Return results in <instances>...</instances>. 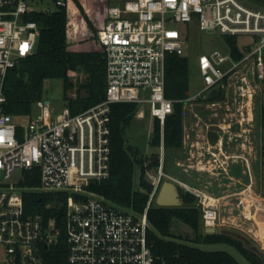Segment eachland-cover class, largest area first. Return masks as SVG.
<instances>
[{
	"label": "built area",
	"instance_id": "obj_1",
	"mask_svg": "<svg viewBox=\"0 0 264 264\" xmlns=\"http://www.w3.org/2000/svg\"><path fill=\"white\" fill-rule=\"evenodd\" d=\"M36 1L0 0V264L17 261L44 264L43 247L53 246L59 240L60 230L54 219L46 222L42 214H26L24 196L29 191L70 195L66 223L68 264H154L148 240V210L165 179L196 197V207L202 211L206 230L219 226L220 211L231 194L216 195L165 170L163 126L176 102L165 95L166 59L169 54L186 55L187 40L193 28L250 38L239 47L243 51L239 59L233 56L232 50L201 54L198 57L201 88L183 100V145L191 152H198V162L205 169L210 166L227 172L224 165L235 162L238 156L224 155L223 147L234 148L238 144L235 127L241 129L246 123V131H249L251 122L255 118L257 121L255 101L258 106H264V8L242 0L107 3V19L97 35L98 44L105 49V99L78 114H72L66 107L55 120L51 118L55 112L52 108L47 115L30 117L27 124L21 125L7 111L5 83L9 71L36 51L41 27L29 18L40 12L34 6ZM53 1L57 8L70 10L73 5L72 0ZM226 79L238 82L246 111L239 110L240 118L234 121V118H223L234 115L233 112L215 109L211 120L217 116L215 125L222 129L215 143L207 141L198 129H192L197 131L192 136L185 123L186 106L208 100L214 91L223 88ZM37 103L43 108L51 105L49 101ZM116 103H134L138 107L137 117L149 115L153 122L159 119L162 125L159 161L155 164L157 173L147 169L149 162L141 165L152 185L142 213L120 207L90 189L110 175L111 108ZM194 115L199 124L200 115ZM261 141L264 150V130ZM239 144L249 152L248 139H242ZM212 147L216 151L211 150ZM240 159L244 160L250 177L243 193L252 197L249 157L243 155ZM36 175L40 179L38 186L24 184L27 178ZM240 202L244 204L243 200Z\"/></svg>",
	"mask_w": 264,
	"mask_h": 264
},
{
	"label": "trees",
	"instance_id": "obj_2",
	"mask_svg": "<svg viewBox=\"0 0 264 264\" xmlns=\"http://www.w3.org/2000/svg\"><path fill=\"white\" fill-rule=\"evenodd\" d=\"M71 9L58 8L53 12H36L29 18L37 21L41 34L33 55L10 70L5 83L7 111L14 117L32 115L34 104L44 96L48 79H62L65 100L72 114L102 102L106 97V57L105 49L97 42L99 29L107 19L104 0V17L98 26L85 11L79 0H72ZM236 59L243 56L237 46V38L226 36ZM83 70L87 78L80 85L86 95L70 98L68 92L75 88L70 72ZM165 95L175 100L174 111L167 116L163 126L164 148L178 151L183 145L184 104L190 97V63L184 55L169 54L166 59ZM137 105L116 103L111 108V162L110 175L101 183L90 187L104 195L120 207L142 213L149 201L152 186L142 169L141 185L144 191L134 187V171L140 158L135 150H130L126 141V130L133 124ZM260 122L264 128V106H259ZM162 125L159 119L153 122L152 144L161 147ZM150 165H154L152 157ZM29 187L40 184L39 176L27 178ZM181 191V190H180ZM182 207H160L154 203L148 210L150 228L148 240L151 245L154 264H264V257L248 248L244 241L231 234L203 233L202 211L196 207V197L181 191ZM70 195L65 193H43L29 191L25 194L27 215L42 214L46 222L54 219L60 230L57 244L43 247L44 264H68L67 206ZM178 220L193 229L195 235L175 230ZM226 246L237 251L238 256L223 248L205 246ZM14 264H22L15 262Z\"/></svg>",
	"mask_w": 264,
	"mask_h": 264
},
{
	"label": "rangeland",
	"instance_id": "obj_3",
	"mask_svg": "<svg viewBox=\"0 0 264 264\" xmlns=\"http://www.w3.org/2000/svg\"><path fill=\"white\" fill-rule=\"evenodd\" d=\"M79 1L84 6L85 11L95 21V23L100 26L104 17V0ZM242 1L249 5L254 4L258 7L264 8V0ZM109 4L117 5L118 0H110ZM34 6L36 9L43 12L47 10L55 11L58 9L53 0H37ZM246 41H250V38L242 36L238 37L237 46L242 47ZM216 50H220L223 53H228L231 51V46L227 41L226 36L221 35L217 31L207 32L201 31L198 28H193L191 30L186 44V56L189 58L190 63V96L196 94L201 88V76L198 70V57L201 54H209ZM70 77L76 86L74 89L68 92V96L70 98H76L79 94L85 96L86 92L85 90L80 89V85L87 78V74L83 70L74 71L70 73ZM239 92L240 90L238 88V82L236 83V80L226 79L223 83V88H219L214 91L208 100L198 101L193 105L186 106V114L188 117H190V119L186 122H188L187 126L189 127V132H191L192 136L196 135L195 133L197 132L196 130H192L193 128L198 129L199 133H202L200 132L201 129L204 134L209 132L210 137L213 138V142L215 143L217 134L220 133V130L222 129L215 125V123L218 122L217 116L216 119L213 118L211 120L213 117L212 113L215 111V109L229 110L233 112L234 115H227L228 117L223 118H234V121H237V118H240L238 117L239 110L240 112L246 111L245 101L241 98ZM42 101H49L51 103L50 108H43L39 106L38 103H36L33 106L31 116L15 117L14 121L17 124L25 125L29 122L30 117L38 118L43 115H47L49 110L52 108L55 109V112L52 114L51 118L54 120L58 118L63 110L68 107L65 100L64 83L62 79H48L45 82L44 96ZM255 102L257 104L255 116L258 118L257 121L255 118V120L251 122V125L249 126L250 130L246 131L248 128L246 123H244L241 129H238L237 127L234 128L235 139L238 141V144L234 145L233 154L237 155L238 159L235 161V163L230 161L228 166L224 165L227 169V172H224V170L221 168L214 170L212 167L206 166V172H208L206 174L222 176V185H219L216 180L211 179L212 185H210L208 190H210L212 193L214 192L216 195L231 194V196H228L225 200L228 202L227 205L223 206L220 211L221 222L219 226L214 228L216 229V233L231 234L235 237H238L244 241L248 248L255 250L264 257V150L262 148L261 141L264 129L262 128V124H260L259 103L258 101ZM195 113H198V116L200 115L201 117V122L199 124L197 123L198 118L194 115ZM152 136L153 121L149 115H146L144 118L135 116L133 124L126 130V141L130 150L137 151L139 157L142 159L144 158L142 164L149 162L147 169L155 174L157 173L158 165H150V157L159 153L160 146L152 144ZM242 139H248L251 145L249 152L247 149H243L239 144ZM183 146L184 145H182V148ZM211 150L216 151V149L213 147ZM180 152L181 154H175L174 151H166L165 170L166 172H169L175 176H179L183 171L182 168L185 167L179 165L176 162V157L183 159L185 156L184 148ZM243 155L249 157L253 178V185L251 186L252 197L246 196V194L243 193L245 191L246 185L250 182L246 164L243 159H240V156L242 157ZM208 156H211V154ZM142 172L141 164H137L134 171L133 183L134 187L140 191H144V188L141 185ZM215 172L221 173L216 174ZM144 174L149 182L145 170ZM207 179L210 180L209 175ZM164 181H166V179ZM180 190L187 192L183 188H180ZM240 200H243L244 204H241ZM154 204L157 205L156 199ZM260 204H262V206ZM249 207L250 209L247 211ZM173 228L178 232L189 234L190 236L195 235L192 228L178 220L174 222ZM202 232L204 234L207 233L204 225L202 227ZM205 248L227 249L239 257L237 251L230 247L207 245Z\"/></svg>",
	"mask_w": 264,
	"mask_h": 264
},
{
	"label": "crops",
	"instance_id": "obj_4",
	"mask_svg": "<svg viewBox=\"0 0 264 264\" xmlns=\"http://www.w3.org/2000/svg\"><path fill=\"white\" fill-rule=\"evenodd\" d=\"M189 119H190V117H188V115L186 114V116H185V123L186 124L188 123L186 121H188ZM200 132H202L200 134L202 136H205L207 141H209L211 143H214L213 142V138L210 137L209 132H207L206 134H204L202 130ZM183 148L185 150V152H184L185 156L183 157V159L176 157V162L180 163L181 166H185V167L182 168L183 171L181 170L182 171L181 174H180L181 176L180 175L179 176H175V175L170 173L171 175H173L174 177H176L178 179H181V180H184V181L188 182L192 186H198V187L206 188V189H209L210 185H212L211 179L216 180L219 183V185H222L221 184V181H222V176L221 175L206 174L208 172H206L207 170L205 169V166L201 165V163L198 162V152L197 151H192L191 152L190 148L188 146H184ZM183 148L181 147L178 151H174V153L175 154L176 153L181 154L180 151ZM223 153H224V155L232 154L233 153V148L223 147ZM208 175L210 177V180L207 179Z\"/></svg>",
	"mask_w": 264,
	"mask_h": 264
},
{
	"label": "water",
	"instance_id": "obj_5",
	"mask_svg": "<svg viewBox=\"0 0 264 264\" xmlns=\"http://www.w3.org/2000/svg\"><path fill=\"white\" fill-rule=\"evenodd\" d=\"M158 161L159 155L155 154L152 162L156 164ZM156 204L160 207H182L184 205V200L181 197L179 186L172 181H164L157 195ZM207 233H216V229H209Z\"/></svg>",
	"mask_w": 264,
	"mask_h": 264
},
{
	"label": "bare ground",
	"instance_id": "obj_6",
	"mask_svg": "<svg viewBox=\"0 0 264 264\" xmlns=\"http://www.w3.org/2000/svg\"><path fill=\"white\" fill-rule=\"evenodd\" d=\"M262 206V205H261ZM263 208H264V206H263ZM264 233V232H263Z\"/></svg>",
	"mask_w": 264,
	"mask_h": 264
}]
</instances>
